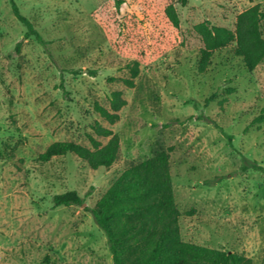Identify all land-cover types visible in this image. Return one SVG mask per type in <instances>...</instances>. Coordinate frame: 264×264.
<instances>
[{
	"label": "rangeland",
	"instance_id": "374dc122",
	"mask_svg": "<svg viewBox=\"0 0 264 264\" xmlns=\"http://www.w3.org/2000/svg\"><path fill=\"white\" fill-rule=\"evenodd\" d=\"M14 1L43 42L25 39L11 0H0V264H113L93 215L52 197L76 190L95 207L127 168L161 151L181 239L264 264V173L253 168L264 166V119L254 122L264 116V59L250 70L236 41L201 52V25L235 30L264 0ZM115 90L127 104L112 124L95 104L111 109ZM96 125L120 137L110 167L74 153L40 158L55 141L105 144Z\"/></svg>",
	"mask_w": 264,
	"mask_h": 264
},
{
	"label": "trees",
	"instance_id": "16d2710c",
	"mask_svg": "<svg viewBox=\"0 0 264 264\" xmlns=\"http://www.w3.org/2000/svg\"><path fill=\"white\" fill-rule=\"evenodd\" d=\"M183 5L187 0H180ZM12 9L17 19L24 24L25 39L31 36L43 42L40 32L32 21L23 15L14 0ZM166 14L178 27L180 20L176 7L169 4ZM264 10L259 3L252 5L237 16L235 30L223 26L201 25L205 47L202 60L214 49L237 42L236 53L242 56L246 66L253 70L264 59V36L261 22ZM22 41L16 45L20 50ZM131 79H124L134 86L139 73L138 63L130 65ZM111 109L99 103L95 110L110 123L120 119L119 111L127 104L122 92L115 90L110 98ZM264 119L258 116L255 121ZM96 133L108 137L103 144L90 136L91 147L72 141H55L40 155L42 160L74 153L93 169L110 167L118 158L120 137L111 128L95 126ZM227 134V133H225ZM231 140L232 135H227ZM253 168L264 173V166L254 162ZM54 206H78L90 212L103 230L113 264H252L244 254L197 245L183 241L180 235V211L177 208L169 168V153L161 151L153 157L127 168L118 176L95 207L86 203V196L76 190L54 194Z\"/></svg>",
	"mask_w": 264,
	"mask_h": 264
}]
</instances>
